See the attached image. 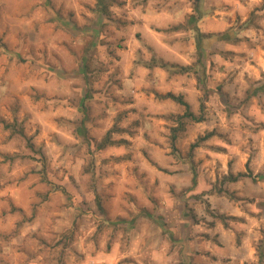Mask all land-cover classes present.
<instances>
[{"label":"rangeland","instance_id":"obj_1","mask_svg":"<svg viewBox=\"0 0 264 264\" xmlns=\"http://www.w3.org/2000/svg\"><path fill=\"white\" fill-rule=\"evenodd\" d=\"M166 3L0 0V244L18 247L3 261L19 264L22 241L42 264H264V77L232 84L238 69L211 75L202 55L189 105L204 121H179L184 107L155 94L188 84L144 67ZM249 18L264 50V0ZM187 25L167 29L184 46ZM243 25L214 39L245 48ZM247 163L255 180L224 181Z\"/></svg>","mask_w":264,"mask_h":264},{"label":"crops","instance_id":"obj_2","mask_svg":"<svg viewBox=\"0 0 264 264\" xmlns=\"http://www.w3.org/2000/svg\"><path fill=\"white\" fill-rule=\"evenodd\" d=\"M259 1L262 0H247L244 1V3L239 0H201L197 6L193 0H167L166 4L159 6L160 11H151V29H149V31H151V38L146 39V43L151 49V58L155 57L157 60L161 59L170 64L189 66L192 69L189 73L181 75H171L169 72L158 67L152 68L151 72H155L157 75H162L164 79L163 84L169 85L173 84L176 79H184V84L188 85L181 86L180 90L172 93L182 95L185 101L189 104L192 102L191 99H189L192 92L194 93L192 95H195V99L197 98L199 91L195 87V84H197L196 78H198L200 74L199 69L202 70V66L206 67V63L204 58L200 61L202 64L197 63L195 37L192 36V29H190L189 26L192 25L194 19L198 18L195 22V26L201 34H205L206 40L209 41H212L215 35L219 34L222 30H225V28H230L233 24L239 23L244 24L243 26H245L243 27V33L237 36L238 38L243 37L245 42H248V46L245 48L240 46L239 41L236 39L232 42L214 39L211 42L209 49H203L201 46L202 55L205 57L207 56L209 64L212 63L214 67L209 73L215 76L225 75V71H227L230 67L229 65H231L234 67L233 69H238L233 71L232 75L235 74V77L233 78L232 84H241L239 81H243L244 84H247L246 82L248 80L252 82L258 81L264 77V55L262 56L258 52L260 51L264 53V50L258 46L262 35L256 33V31H259L260 29L256 28L255 25H252L253 21L249 17L251 11H254V9L257 8ZM152 2L153 1H151V3ZM189 8L190 11H188ZM159 20L165 24H160L158 22ZM186 23H188V27L187 29H184L181 34H187V37L189 38L187 40V45L184 46L183 41L179 40V38L177 39L179 33H168L167 29L179 25H186ZM260 24L262 25L261 22ZM217 45H222L224 47L222 48L223 50H221L223 51V54L215 51ZM225 53H227V55H225ZM225 56L228 57V61L223 59ZM230 58H232V61H230ZM247 58H249L250 61H254V63L250 61L247 62ZM238 60L244 61L243 63H239ZM216 63H221L219 68ZM223 64L227 65L223 68ZM220 68H222L223 71L221 70L220 72ZM208 70H210V67ZM198 84H203V82L200 81ZM207 84L212 83L209 81ZM20 231L21 234L19 235V238L23 239L24 234H22V232L24 231V226ZM14 243H16V241H5L0 244V264H9V261L10 264L14 263L11 260L3 261L1 258L4 257V259H7V255L2 253L16 252L18 247L15 246ZM20 244H22L23 249H25L26 246L29 248V245L22 243V241ZM23 249H21L19 264H42L39 260L41 259L40 253L36 259H28L29 257L25 256V253L22 251ZM37 251L38 250H36V252Z\"/></svg>","mask_w":264,"mask_h":264},{"label":"trees","instance_id":"obj_3","mask_svg":"<svg viewBox=\"0 0 264 264\" xmlns=\"http://www.w3.org/2000/svg\"><path fill=\"white\" fill-rule=\"evenodd\" d=\"M194 3L198 6V4L201 2V0H193ZM100 13H105L108 14V10L106 9L105 6H103L102 8H100L99 10ZM198 19V18H197ZM197 19H194V21H192L193 23H195L197 21ZM195 32L197 33V37L195 39V48H196V52H197V63L198 64H202L200 62V57L202 56L201 53V39L205 38V34H201L198 30V28H195ZM222 41H228L227 38L224 36L223 38H221ZM144 67H146L147 69L151 70L154 67H158L161 68L167 72H169V74L171 75H175V74H185V73H189L191 71V67L189 66H181V65H177V64H170L167 62H164L163 60L159 59L157 60L155 57H152L151 60L149 62H146L144 64ZM202 68L204 69V67L202 66ZM174 69L176 70V72L174 71ZM202 69V70H203ZM173 71V72H172ZM217 91H220V88H217ZM155 96L157 98L160 99H170L173 102L181 105L184 107V112L183 114L179 115L177 118L180 121L181 119H186L190 122H195V123H199L204 121V117L202 115H195L191 109H190V105L188 102H186L183 98L182 95H175L173 93H166L164 95H160L158 93L155 94ZM203 110V107L201 105V110ZM180 126H182L183 124H179ZM5 129H9L11 130V134H15L17 133L20 136H23L22 130L21 128H17L15 126V124L11 125V124H5L4 125ZM176 130L173 129L172 133L170 135V143L172 146V149H175V141L177 139V135H176ZM212 134L208 133L207 135H205L204 137H202L200 140H205L208 139ZM114 143L111 141L110 139V135L109 133H107L104 138L102 139V141L98 144L97 148L98 149H103L106 145ZM197 147V144L194 143L190 146V150L192 151L194 148ZM244 177H248L251 178L252 180H255V176H253L252 172L250 171L249 167H248V163L246 164V172H239L236 175L233 174H229L228 176L224 177V181H228V182H237L239 181L241 178ZM197 184V172L196 170L193 168L192 169V176H191V187H194ZM262 260V258L260 259Z\"/></svg>","mask_w":264,"mask_h":264}]
</instances>
